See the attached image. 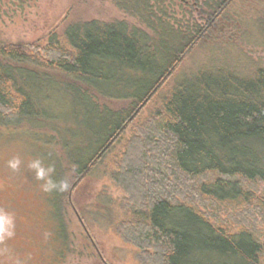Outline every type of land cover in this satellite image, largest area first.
I'll return each instance as SVG.
<instances>
[{
	"label": "trees",
	"instance_id": "trees-1",
	"mask_svg": "<svg viewBox=\"0 0 264 264\" xmlns=\"http://www.w3.org/2000/svg\"><path fill=\"white\" fill-rule=\"evenodd\" d=\"M114 3L137 25L89 21L65 28L63 42L46 47L0 44V124L54 132L57 140L46 143H60L79 177L137 117L98 99L144 108L204 34L191 13L181 6L178 15L166 0ZM229 3L203 1L210 26ZM66 104L76 130L61 131L66 117L51 110ZM114 168L111 179L126 195L118 233L146 263L264 264L254 216L237 222L208 212L245 205L264 218V70L242 77L213 69L183 78L133 127Z\"/></svg>",
	"mask_w": 264,
	"mask_h": 264
},
{
	"label": "rangeland",
	"instance_id": "rangeland-1",
	"mask_svg": "<svg viewBox=\"0 0 264 264\" xmlns=\"http://www.w3.org/2000/svg\"><path fill=\"white\" fill-rule=\"evenodd\" d=\"M114 1L0 0V44L46 47L53 39L63 42L65 28L89 21L137 25ZM185 1L188 3L182 4ZM203 1L166 0V5H172L178 15L181 6L193 15L191 23L204 30L202 40L144 108L134 110L130 101L98 99L114 112L138 110V113L132 115L131 120L137 116L136 119L113 147L82 177L74 166L65 162L66 150H62L59 142L56 141L59 146L46 143L48 137L57 140L54 132H38L29 125L0 124V206L9 208L18 217L17 235L8 242L14 255L24 256L27 264H148L140 251L123 241L118 233V222L127 219L122 211L126 195L111 179L114 162L131 138L133 127L159 109L162 98L168 97L183 78L213 69H228L242 77L252 76L257 69L264 70V0H229L214 26H210ZM57 107H51L54 114L66 117V122H58V128L76 130L68 113L70 105ZM76 139L77 136L70 137L72 145H79ZM14 154L40 156L46 164H54L53 179L65 181L67 190L46 195L36 188L37 182L26 171L13 174L4 161ZM248 208L251 210L243 211ZM226 209L220 206L208 212L221 219L227 213L237 222L246 220L248 213L255 218L252 226L256 236L264 238V218L253 207L242 205V211L231 206Z\"/></svg>",
	"mask_w": 264,
	"mask_h": 264
},
{
	"label": "clouds",
	"instance_id": "clouds-1",
	"mask_svg": "<svg viewBox=\"0 0 264 264\" xmlns=\"http://www.w3.org/2000/svg\"><path fill=\"white\" fill-rule=\"evenodd\" d=\"M5 167L13 174H22L26 171L37 182L36 188L43 194L51 195L55 192L67 190L65 181H56L53 175L56 171L54 164H46L43 157L24 156L14 154L4 161ZM18 217L9 208L0 206V264H27L22 255H14L8 242L17 235Z\"/></svg>",
	"mask_w": 264,
	"mask_h": 264
},
{
	"label": "water",
	"instance_id": "water-1",
	"mask_svg": "<svg viewBox=\"0 0 264 264\" xmlns=\"http://www.w3.org/2000/svg\"><path fill=\"white\" fill-rule=\"evenodd\" d=\"M142 107V106H141ZM141 107H139V109L141 108ZM138 113V110L134 113V115H136ZM75 185V184H74Z\"/></svg>",
	"mask_w": 264,
	"mask_h": 264
},
{
	"label": "flooded vegetation",
	"instance_id": "flooded-vegetation-1",
	"mask_svg": "<svg viewBox=\"0 0 264 264\" xmlns=\"http://www.w3.org/2000/svg\"><path fill=\"white\" fill-rule=\"evenodd\" d=\"M184 3L186 4V3H188V2L185 1Z\"/></svg>",
	"mask_w": 264,
	"mask_h": 264
}]
</instances>
